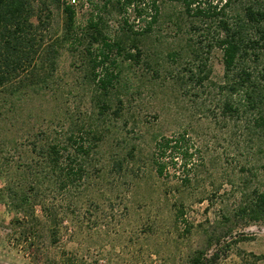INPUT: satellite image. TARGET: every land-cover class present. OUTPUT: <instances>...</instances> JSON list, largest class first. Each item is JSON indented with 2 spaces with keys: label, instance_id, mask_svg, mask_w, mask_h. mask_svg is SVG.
Instances as JSON below:
<instances>
[{
  "label": "rangeland",
  "instance_id": "obj_1",
  "mask_svg": "<svg viewBox=\"0 0 264 264\" xmlns=\"http://www.w3.org/2000/svg\"><path fill=\"white\" fill-rule=\"evenodd\" d=\"M53 13L45 45L62 33V12ZM83 15L80 9L79 22ZM47 57L43 91L0 117L7 144L0 154V264H188L197 253L207 264H264V221L236 215L241 192L264 189V153L249 141L244 121L224 119L215 107L221 51L209 57L210 77L202 84L185 83L189 66L174 61L163 62L160 77L141 65L126 70L129 83L114 91L106 121L67 47L53 69ZM83 121L96 123L101 140L82 181L64 189L42 185L35 215L17 210L7 189H28L30 180L22 183L19 174L37 171L32 148L40 132L63 138ZM183 136L161 160L160 176L157 144ZM43 203L52 215L42 212Z\"/></svg>",
  "mask_w": 264,
  "mask_h": 264
},
{
  "label": "trees",
  "instance_id": "obj_2",
  "mask_svg": "<svg viewBox=\"0 0 264 264\" xmlns=\"http://www.w3.org/2000/svg\"><path fill=\"white\" fill-rule=\"evenodd\" d=\"M55 8L62 12V33L45 45L44 33ZM65 47L81 63L83 85L90 86V101L98 105L104 121L111 117L114 91L129 83L126 70L141 65L160 77L163 62L174 61L189 66L185 83L202 84L210 77L209 57L221 51L224 78L219 87L214 85L221 96L215 107L224 119L244 121L249 141L264 153V0H0L1 118L30 93L43 91L48 80L46 73H40L43 56H48L45 62L53 69ZM114 115L119 116V110ZM82 125L64 130L63 138L60 133L40 132V141H34L32 148L40 158L39 167L35 172L29 167V175L19 174L22 183L30 180L28 189L23 185L20 191L7 189L17 210L34 216L33 199L41 196L42 185L64 189L82 181L86 159L101 140L96 123ZM0 140L1 154L7 144ZM181 140L185 136L163 138L157 144L155 165L160 176L166 169L161 160L167 151L177 150ZM64 158L69 162L64 163ZM243 185H248L247 180ZM241 195L236 215L264 221V189L256 187ZM41 208L52 215L44 203ZM188 264L207 263L203 253H197Z\"/></svg>",
  "mask_w": 264,
  "mask_h": 264
}]
</instances>
